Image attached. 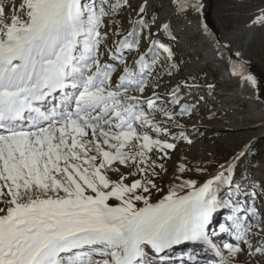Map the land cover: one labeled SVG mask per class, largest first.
Listing matches in <instances>:
<instances>
[{
    "label": "rangeland",
    "instance_id": "rangeland-1",
    "mask_svg": "<svg viewBox=\"0 0 264 264\" xmlns=\"http://www.w3.org/2000/svg\"><path fill=\"white\" fill-rule=\"evenodd\" d=\"M175 1L74 2L76 68H85L72 93L78 118L62 122V133L40 145L29 140L21 145L17 138L9 142L0 159L3 179L22 204L28 202L24 192L31 191L32 203L55 198L75 208L93 197L121 206L126 217L117 223L124 222L123 234L99 238L95 252L104 255L94 264H111L109 255L115 260L126 249L138 221L131 215L154 203L165 209L142 230L165 223L173 235L204 228L207 263L264 264V100L255 89L259 83L249 72L242 82L234 81L227 74L229 62L206 63L208 42L200 17L179 9ZM213 3V20L224 34L250 24L264 10V0ZM29 16L27 3L0 0V44L8 49L23 45L26 33L18 41L1 35L7 24L24 26ZM256 38L241 54L264 72V37ZM33 47L35 57L26 71ZM43 48V41L28 44L22 62L0 64V81L6 77L11 85L26 74L35 82ZM28 171L36 172L34 178ZM213 182L224 184L220 195L211 193ZM52 184L58 187L56 195ZM4 191L0 216L5 220L11 204Z\"/></svg>",
    "mask_w": 264,
    "mask_h": 264
},
{
    "label": "bare ground",
    "instance_id": "bare-ground-1",
    "mask_svg": "<svg viewBox=\"0 0 264 264\" xmlns=\"http://www.w3.org/2000/svg\"><path fill=\"white\" fill-rule=\"evenodd\" d=\"M75 1L16 0L18 3H27L31 10L30 20L24 26H19V28L29 34L30 40L40 37L44 42V48L40 52L34 71L40 74L37 81L34 82V77H25V75H20L18 80L11 85L5 83L6 79L0 81V118L3 124H6L7 113L11 108L16 107L26 113L24 122L17 121L18 123L14 126H0V159L3 150H8L9 142L19 139L21 145L24 140H29L32 144L40 145L42 139L47 142L49 140L48 137L62 133L60 129L62 122L63 124H71V120H75L74 117L79 115L77 101L75 98H72V93L77 91L80 85L79 75L82 74L85 68L80 69L68 66L71 53L74 52L78 33L76 23L72 19ZM175 2L179 9L183 8L185 12L191 11L193 15L199 16V2L195 0H176ZM198 24L202 25L205 31L203 39L205 38L204 40L208 42L204 45L207 49L206 63L217 66L218 62H229L227 74L231 75L234 81L242 82L245 80V76L248 73L247 68L237 60L231 62L228 58L230 55L236 57L238 60L249 63L242 58L241 53L254 38L257 36L264 37V10L250 24L242 25L239 29L228 34L222 33V30L216 25L219 30L220 42L214 39L213 34L202 24L201 19H198ZM14 28L13 23L7 24L1 36L18 40L21 35H16ZM257 40L258 38H256V42ZM24 52L25 49L23 47L12 50L8 49L6 45L0 44V62L8 66H12L13 63L22 62ZM108 59L112 61L114 58L110 56ZM67 78H70L69 82L62 83L66 85L63 86L66 90L61 91L62 94L52 93L47 89L50 82L58 83L60 81L61 84L62 80L65 81ZM100 81L101 77H98L97 83ZM251 85L250 89L252 88ZM49 94L55 96L54 119L49 118V116L43 117L46 116L44 110L47 108L48 102L46 100L42 101V98ZM30 96L33 98H30ZM262 111H264V106ZM29 114H32V116L29 117ZM42 117L43 119H48V121H43ZM57 118L58 120L55 121ZM56 123H60V125L58 127L56 125V127L53 126ZM50 129L51 132H48ZM19 162L22 165L24 164L23 159L19 160ZM68 162L71 164L70 161ZM12 163L13 161L11 160ZM1 172L0 168V190L4 189V194L8 196L7 202L11 204V213L8 219L5 220L3 216H0V228L3 229L6 224H9L11 225V229L0 238V264H76L77 262H74L76 255L80 254L79 256L81 257L84 250L99 248L97 245L99 244L100 237L103 235L118 236L122 230L124 222H117L126 217V212L119 205L107 206L105 199L97 201L93 197L88 199L86 203L77 202L75 208H69L61 203L58 204L55 198L49 200L37 199L32 203L33 201L29 202L31 191L24 192L26 195L25 202L28 201L26 202L28 204H22L10 191L11 187L9 189L8 183ZM35 173L34 171H28V175L31 178H34ZM48 177L53 179L55 175L48 174ZM18 178L20 179L21 177L18 175ZM52 185L56 195L58 187L55 184ZM37 205L43 206L42 212L35 213ZM25 209L27 213L19 217L21 211ZM164 209L161 204L154 203L144 206L139 211H136L134 215H131V217L136 216L138 219L136 226L132 229L131 240L134 239V242L138 244V241L145 236V231L142 228L148 226L147 224L150 220L158 214L156 212L160 213ZM127 212H130V209ZM0 214L2 213L0 212ZM171 230L169 224L165 223L163 226L155 228L149 237L158 236L159 238L167 237L169 240H184L180 242H185L183 244L185 246L186 242L198 239L201 236L198 233L199 231L196 232L197 229H193V233L184 229L179 233L177 232L178 234L176 235H173L170 232ZM199 241L202 245L203 241L201 239ZM197 246L198 244H196ZM202 247L204 246L202 245ZM57 255L59 259L58 263L56 262ZM201 257L205 258L204 252H202ZM89 258V262L91 263L95 259L93 255ZM81 259L80 261H82ZM85 261L80 263L85 264ZM180 264H186V262L184 261Z\"/></svg>",
    "mask_w": 264,
    "mask_h": 264
},
{
    "label": "water",
    "instance_id": "water-1",
    "mask_svg": "<svg viewBox=\"0 0 264 264\" xmlns=\"http://www.w3.org/2000/svg\"><path fill=\"white\" fill-rule=\"evenodd\" d=\"M213 6H214L213 0H199V16L202 24L210 31L211 34H213L214 39L217 42H220L219 30L212 16ZM225 49L228 51L227 48ZM228 59L231 62L237 60L240 64H242L245 68H247V71L250 74L251 73L253 74V77H250L252 81L255 80L256 83L264 84V72H262L258 66L243 62L241 60H238L236 57L230 55Z\"/></svg>",
    "mask_w": 264,
    "mask_h": 264
},
{
    "label": "trees",
    "instance_id": "trees-1",
    "mask_svg": "<svg viewBox=\"0 0 264 264\" xmlns=\"http://www.w3.org/2000/svg\"><path fill=\"white\" fill-rule=\"evenodd\" d=\"M136 39H137V32L135 31L134 33H133V35H132V43L134 44L135 42H136ZM255 89H256V91H257V94H258V96L260 97V98H262L263 100H264V85H261V84H255ZM251 157V156H250ZM253 161L252 160H250V162L249 163H252ZM254 163V162H253ZM238 182H239V180H238ZM223 186H224V184H217L216 183V185H214V182H213V187H212V189H210V191H211V193H213L214 195H220V194H218L220 191V189H222L223 188Z\"/></svg>",
    "mask_w": 264,
    "mask_h": 264
}]
</instances>
